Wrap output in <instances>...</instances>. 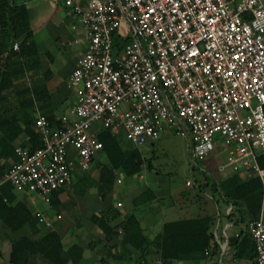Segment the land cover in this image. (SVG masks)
<instances>
[{
	"label": "built area",
	"instance_id": "obj_1",
	"mask_svg": "<svg viewBox=\"0 0 264 264\" xmlns=\"http://www.w3.org/2000/svg\"><path fill=\"white\" fill-rule=\"evenodd\" d=\"M63 5L79 22L73 31L82 30L72 44H86L70 78L76 104L56 121L36 115L42 147H18L2 183L50 204L56 194L75 192L76 176L92 169L102 132L143 147L174 131L189 139L196 166L224 154L220 172L264 184V0ZM35 216L47 229L62 218ZM245 230L256 264H264V215Z\"/></svg>",
	"mask_w": 264,
	"mask_h": 264
},
{
	"label": "trees",
	"instance_id": "obj_2",
	"mask_svg": "<svg viewBox=\"0 0 264 264\" xmlns=\"http://www.w3.org/2000/svg\"><path fill=\"white\" fill-rule=\"evenodd\" d=\"M15 44H18V50H14ZM39 67V51L26 3L24 0H0V227L3 233L11 235L7 263L35 264L40 258L46 264H85V248L81 244H65L63 235L53 229L43 233L44 226L23 201L25 195L18 193L12 184L2 183L5 172L17 162L18 147L31 151L42 147L40 136L33 127L36 104H41L43 114L56 121L49 112L46 85H28L26 80ZM24 134L29 137L27 141L21 140ZM98 139L103 150L90 171L76 176L74 199L64 205L60 203L59 194L52 198L50 205L57 213L67 208L71 211L72 207H77L80 214L84 212L87 207L82 202L87 191L92 189L102 202H106L114 192L120 174L134 178L145 170L158 172L143 148L117 139L108 131L102 132ZM259 164L264 169V156L260 157ZM96 172H99L98 177L94 176ZM206 178L209 180L207 175ZM210 184L218 202L224 207H233L226 217L241 229L238 237L230 238L234 257L255 261V242L245 228L260 219L262 213L264 215V184L257 177L240 173L213 179ZM208 185L200 187L203 189ZM142 199L145 202L155 200L154 191L147 190ZM111 211L104 209L90 216L108 243L120 239L118 251L105 246L104 254L109 260L121 264H207L219 258L220 246L216 244L214 234L217 214L166 222L152 238L145 234L135 215L115 224L110 219Z\"/></svg>",
	"mask_w": 264,
	"mask_h": 264
},
{
	"label": "crops",
	"instance_id": "obj_3",
	"mask_svg": "<svg viewBox=\"0 0 264 264\" xmlns=\"http://www.w3.org/2000/svg\"><path fill=\"white\" fill-rule=\"evenodd\" d=\"M24 2L27 6L33 30V38L37 45L40 59L39 69L31 72L26 80L28 85L42 83L46 85L49 94V112L54 115L55 120H58L70 108H72L77 101L76 90L71 85L70 78L76 69L79 54L85 50L86 44L84 40H82L79 45H74L72 43L76 38L82 37V30L79 29L78 32L73 31V26H79V22L73 16L72 12L63 5V0H24ZM38 113H44L41 104H36L34 117H36ZM28 139L29 137L26 134L21 136L22 141H27ZM155 142L156 141L151 143ZM143 152L146 155L145 150H143ZM217 171L220 174V178L214 179H224L234 174L231 172V174H225L223 176V173L218 170V167ZM205 173L210 177L207 172ZM143 174L144 173L138 177L128 178L130 179V183L125 188L121 187L124 183L121 178L127 177L120 174L118 179H121L122 182L116 183L114 192L108 196L106 202H102L103 205L100 206L101 208L99 211L93 210L90 212V209L88 210L89 206L85 200L88 198L100 199L97 195L96 197L90 196V190H88L86 193V199L82 202L87 207V209L81 213V216L83 214L86 219L83 220V225L78 223L79 219L77 217H74L77 221L76 224L75 222L73 223L74 225L70 224V222L63 221V212H56L52 214L53 216L50 215L51 217H62L61 220L56 222L53 230H56L63 235L65 244L71 245L78 243L85 248V264H121L113 259L109 260L107 258L108 255L104 254L105 246L113 248L114 251L120 250V239L116 238L108 243L105 234L90 220V216L93 213H99L104 209L112 210L109 215L110 219H112L115 224L135 215L141 222L145 234L152 238L161 231L162 225L166 222H173L206 214H217V226L214 230V234L215 242L220 246V255L217 260H210L207 264H216V261L218 264H256V260H237L234 257L235 251L230 245V238L238 237L241 229L226 217L231 214L233 207H224L221 202H218L212 191L210 180H207V182L202 185H205L206 183L209 184L208 186H211V194H208L205 190L208 186H203V189H201V185L199 187L200 191L205 193L206 197L214 203V213L207 212L208 210L201 206V203L199 202L202 199L201 195H198L196 199H194V197H188L185 193L186 191L174 193L171 191L170 183L161 178L160 183L158 184L159 190L155 191L152 189L155 193L156 199L145 202L142 199V195L151 188L148 185H140V180L144 179ZM94 176L98 177L99 172H96ZM156 181L158 182V180ZM187 182L186 187L188 186ZM68 194V192H61L59 194L61 204L65 205L69 203L67 200ZM170 194L176 196L174 201L170 200V202L162 199L164 195ZM122 195L127 196L129 199V206L125 205L122 200ZM157 203L159 204L158 206L156 205ZM178 204L182 205L180 210L175 209ZM148 211H150V213ZM33 212L34 214L37 212L46 213L42 211ZM180 212L186 213L188 217L177 218L180 216ZM40 227L42 228V226ZM43 230V233H45L51 229L44 227ZM9 235L10 233L8 232L3 233L0 227V264H8L7 262L11 252V245L8 241L11 235ZM154 260L157 261V258ZM35 264L46 263L40 258H37V263Z\"/></svg>",
	"mask_w": 264,
	"mask_h": 264
},
{
	"label": "rangeland",
	"instance_id": "obj_4",
	"mask_svg": "<svg viewBox=\"0 0 264 264\" xmlns=\"http://www.w3.org/2000/svg\"><path fill=\"white\" fill-rule=\"evenodd\" d=\"M143 150H145L146 156L149 159L152 158L151 160H153L155 171L158 172H149L145 170L143 172L144 179L140 180L141 186L148 185L151 189L158 191L160 178L164 181L167 180V182L170 183L171 191L174 193L186 191L185 193L187 196H191V198L194 197V199H196L198 195H201L202 199L199 201L201 206L207 209V212L214 213V203L206 197L205 193L200 191L199 186L207 182V174L205 172L209 174L210 181H213L214 178H220L217 167L225 161L224 154L219 156H211L196 166L192 160L189 139L186 137L177 136L174 131H168L167 133L163 134L158 141L147 144L145 147H143ZM225 174H231V171L223 173V176ZM121 179L124 181L121 187H127L130 183V179L124 177ZM156 180H158V182ZM187 181H191L193 183L191 187H186ZM205 190L208 194L212 193L211 186H208ZM68 193L67 200H73L75 192L70 191ZM89 195L96 197L97 192L92 189L89 191ZM175 197V195L170 194L164 195L162 199L174 201ZM23 200L33 211H42L48 213L49 215L56 213V211L52 209L51 205L44 202L38 195L25 196L23 197ZM122 200L126 206H129L130 203L127 196L122 195ZM85 202L88 204V210L90 209V212L93 210L99 211L101 208L100 206L103 205L100 199L88 198L85 200ZM156 205L158 206L159 204L157 203ZM181 207L182 205L178 204L176 205L175 209L180 210ZM77 211V207H72L71 211H69L68 208L65 209L62 213L63 221L70 222V224L75 222L76 224L77 221L74 219V217H77L79 219H77L79 221L78 223L83 225V220H86L85 216L83 214L82 216L81 214L79 215V212ZM148 212L150 213V211ZM179 217L183 218L188 216L186 213L180 212V216L177 218Z\"/></svg>",
	"mask_w": 264,
	"mask_h": 264
}]
</instances>
